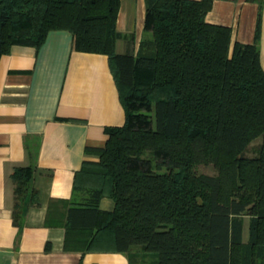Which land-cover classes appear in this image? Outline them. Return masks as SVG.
Listing matches in <instances>:
<instances>
[{"label":"trees","instance_id":"16d2710c","mask_svg":"<svg viewBox=\"0 0 264 264\" xmlns=\"http://www.w3.org/2000/svg\"><path fill=\"white\" fill-rule=\"evenodd\" d=\"M145 1L151 36L134 54L116 50L121 0H0V58L68 30L75 50L108 56L125 109L105 146H86L98 160H84L45 225L65 228L66 251L122 252L130 264H264V0H252L254 41L233 49L231 28L206 21L214 0ZM25 146L31 164L11 174L18 235L40 204V138ZM201 163L217 173L197 172Z\"/></svg>","mask_w":264,"mask_h":264},{"label":"crops","instance_id":"0c3cea01","mask_svg":"<svg viewBox=\"0 0 264 264\" xmlns=\"http://www.w3.org/2000/svg\"><path fill=\"white\" fill-rule=\"evenodd\" d=\"M258 12L252 0H214L206 21L231 28L233 49L254 41ZM145 18V0H121L118 53L136 54L147 36ZM260 60L264 68V8ZM125 118L108 56L75 50L68 30L50 31L39 48L14 45L0 58V264H130L122 252L66 251L65 228L45 225L50 202L71 198L84 160H98L86 146H105V128ZM29 136L40 138L34 176L40 204L28 210L18 235L11 174L31 164ZM100 206L111 211L115 202L104 197Z\"/></svg>","mask_w":264,"mask_h":264},{"label":"rangeland","instance_id":"374dc122","mask_svg":"<svg viewBox=\"0 0 264 264\" xmlns=\"http://www.w3.org/2000/svg\"><path fill=\"white\" fill-rule=\"evenodd\" d=\"M147 36H151L150 33L146 32ZM261 137H259L255 142L254 145H258L261 142ZM249 155H253L255 154V151L250 149L248 152ZM196 170L197 172L200 173H207V174H216L217 173V169L215 167V165L213 163H201L198 164L196 166ZM248 232H249V225H248V218H246V225H245V229H244V234H245V238L247 239L248 237Z\"/></svg>","mask_w":264,"mask_h":264}]
</instances>
